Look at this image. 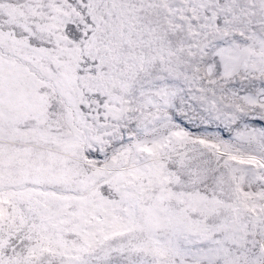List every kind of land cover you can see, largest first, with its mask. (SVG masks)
<instances>
[{
  "label": "snow or ice",
  "instance_id": "obj_1",
  "mask_svg": "<svg viewBox=\"0 0 264 264\" xmlns=\"http://www.w3.org/2000/svg\"><path fill=\"white\" fill-rule=\"evenodd\" d=\"M0 264H264V0H0Z\"/></svg>",
  "mask_w": 264,
  "mask_h": 264
}]
</instances>
